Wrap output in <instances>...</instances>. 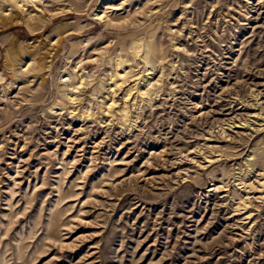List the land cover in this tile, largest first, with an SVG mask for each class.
I'll return each mask as SVG.
<instances>
[{
  "label": "rangeland",
  "instance_id": "1",
  "mask_svg": "<svg viewBox=\"0 0 264 264\" xmlns=\"http://www.w3.org/2000/svg\"><path fill=\"white\" fill-rule=\"evenodd\" d=\"M0 264H264V0H0Z\"/></svg>",
  "mask_w": 264,
  "mask_h": 264
}]
</instances>
